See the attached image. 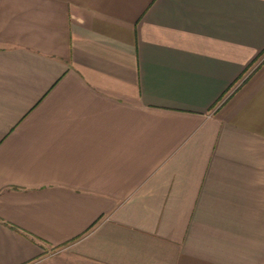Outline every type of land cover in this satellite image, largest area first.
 <instances>
[{"label":"crops","instance_id":"crops-1","mask_svg":"<svg viewBox=\"0 0 264 264\" xmlns=\"http://www.w3.org/2000/svg\"><path fill=\"white\" fill-rule=\"evenodd\" d=\"M0 264H264V0H0Z\"/></svg>","mask_w":264,"mask_h":264}]
</instances>
